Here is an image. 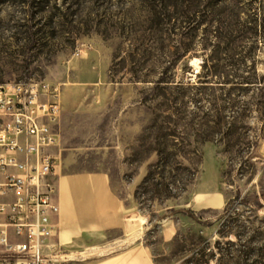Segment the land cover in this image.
Listing matches in <instances>:
<instances>
[{
  "label": "rangeland",
  "instance_id": "374dc122",
  "mask_svg": "<svg viewBox=\"0 0 264 264\" xmlns=\"http://www.w3.org/2000/svg\"><path fill=\"white\" fill-rule=\"evenodd\" d=\"M149 1L0 0V82L60 84L57 171L108 173L135 228L129 242L120 240L122 229L113 231L120 241L113 255L139 243L161 264H264V30L254 27L264 20V0H153V16ZM33 24L49 42L31 46ZM207 58L225 76H210L213 96L205 103L238 116L240 126L225 141L201 143L199 159L182 158L198 169L187 190L140 200L137 186L157 158L146 130L162 101L152 98L157 80L197 83ZM223 222L242 231L243 252L229 242L235 235H221ZM99 251L63 245L67 260L56 264L92 261Z\"/></svg>",
  "mask_w": 264,
  "mask_h": 264
},
{
  "label": "built area",
  "instance_id": "2783aa9c",
  "mask_svg": "<svg viewBox=\"0 0 264 264\" xmlns=\"http://www.w3.org/2000/svg\"><path fill=\"white\" fill-rule=\"evenodd\" d=\"M60 93L46 78L0 82V264L67 260L53 240Z\"/></svg>",
  "mask_w": 264,
  "mask_h": 264
},
{
  "label": "trees",
  "instance_id": "16d2710c",
  "mask_svg": "<svg viewBox=\"0 0 264 264\" xmlns=\"http://www.w3.org/2000/svg\"><path fill=\"white\" fill-rule=\"evenodd\" d=\"M158 4L156 1H149L146 7L149 10V16L157 15ZM43 10L45 7L40 11ZM159 22L163 24L170 21L169 18L160 15ZM254 27L264 30V20ZM43 28H36L35 24L30 28L32 47L49 42L45 38L47 31ZM44 38L45 41H42ZM129 52L133 58L138 57V53L135 54V48H130ZM55 53L53 49H50V55ZM209 61L210 58L205 59V72L198 75L200 78L197 83L189 82L190 84L185 85L182 82L172 86V83L176 81L170 75H166L164 77L166 79L157 80V91L153 93L152 98H156L158 95L162 101L158 103L159 110H153L154 116L146 129L147 133L156 139L151 150L157 153V158L150 164L146 175L137 186L136 196L138 199L141 200L146 195L152 201L155 198H170L187 190L189 180L195 178L198 169L184 164L182 158L189 157L197 160L201 156V143L225 141L236 134L237 128L240 126L238 125V116L227 114L221 107L216 114L212 111L213 107L205 103L213 96V91L210 90L211 86H209L210 76L218 71H221L225 76L224 71L220 69L221 65L210 64ZM226 76H229L228 72ZM249 76L242 75L245 79ZM163 82L164 84L160 85ZM248 82L251 81L248 80ZM174 88L180 90L175 92ZM238 89L240 88L238 87ZM233 105L235 106L236 103ZM188 211L191 216L197 218L193 211ZM225 226L226 222L221 223V235H235L237 240H230L229 242L238 245L243 252V248H241L243 245L242 231L228 230ZM201 252H205V247L199 248L195 253ZM238 255L237 261L240 262L243 257L238 252L237 255L234 254L235 257Z\"/></svg>",
  "mask_w": 264,
  "mask_h": 264
},
{
  "label": "crops",
  "instance_id": "0c3cea01",
  "mask_svg": "<svg viewBox=\"0 0 264 264\" xmlns=\"http://www.w3.org/2000/svg\"><path fill=\"white\" fill-rule=\"evenodd\" d=\"M74 181L81 183L82 189L70 188L68 184ZM55 186L53 199L60 210L53 214L57 223L53 240L61 243V250L63 245L100 249L98 257L79 264H161L139 243L132 250L113 255V243L120 242L113 240V231L122 229L120 240L129 242L135 228L108 173L59 169Z\"/></svg>",
  "mask_w": 264,
  "mask_h": 264
}]
</instances>
